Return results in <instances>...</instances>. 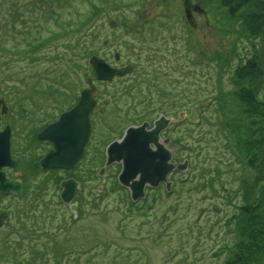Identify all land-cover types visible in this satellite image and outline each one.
I'll return each mask as SVG.
<instances>
[{"label":"rangeland","instance_id":"rangeland-1","mask_svg":"<svg viewBox=\"0 0 264 264\" xmlns=\"http://www.w3.org/2000/svg\"><path fill=\"white\" fill-rule=\"evenodd\" d=\"M184 1L0 0V89L13 110L0 125L13 114L43 121L66 111L94 77L95 54L135 69L112 83L93 81L97 112L83 158L58 171L55 219L58 240L68 242L57 240L46 264H59L58 246L65 257L77 251L80 264H123L126 254L133 264H245L251 254L264 262V235L256 234L264 230V0H188L200 10L189 23ZM197 102L204 108L192 123L185 115ZM161 115L173 126V163L187 167L171 174L168 192L146 188L133 202L117 180L121 164L100 174L105 150ZM67 180L80 189L70 205L60 200ZM248 220L255 231L244 238ZM42 244L45 254L53 245ZM14 257L0 247V264Z\"/></svg>","mask_w":264,"mask_h":264},{"label":"water","instance_id":"water-1","mask_svg":"<svg viewBox=\"0 0 264 264\" xmlns=\"http://www.w3.org/2000/svg\"><path fill=\"white\" fill-rule=\"evenodd\" d=\"M109 26L114 28L116 23L110 22ZM88 65L94 72L95 79L100 82H110L115 77L121 78L132 72V67L126 66L120 69L110 67L103 59L92 56ZM87 89L80 94L79 101L67 112L61 114L58 121L49 125L38 136L40 140H47L54 150L46 155L40 162L43 170L70 171L82 159L85 146L88 142L91 127L90 115L97 112L96 101L94 100L95 86L92 79L86 80ZM2 110H5L4 103ZM202 105L198 104L190 109L187 119L196 123ZM170 120L160 116L153 122L149 129L148 123L138 127L128 128L122 139L112 142L106 148L105 167L113 164H121L122 170L118 177L121 186L127 188L133 202L144 197L145 187L157 188L165 184L170 189L167 176L174 170L183 172L186 170V163L174 166L173 154L166 149L169 140L160 141V134L168 127ZM9 129L6 128L0 133V169L4 166L13 167L9 154ZM104 169L100 174L103 175ZM60 187L61 201L70 205L79 193V186L73 180L63 182ZM9 189L20 193L19 187L15 184L6 183L3 174L0 173V193L6 194ZM75 206H71L74 211Z\"/></svg>","mask_w":264,"mask_h":264},{"label":"flooded vegetation","instance_id":"flooded-vegetation-1","mask_svg":"<svg viewBox=\"0 0 264 264\" xmlns=\"http://www.w3.org/2000/svg\"><path fill=\"white\" fill-rule=\"evenodd\" d=\"M184 7V18L189 23V19L193 18L194 14L200 10L188 0L184 1ZM142 13L137 16L139 21H142ZM109 28L112 27L109 26ZM105 44H107V41H103V45ZM96 56L98 55L96 54ZM119 58V54H114V63H118ZM105 61L112 68L120 69L126 67L116 66L106 58ZM134 71L135 69L133 68ZM116 80L118 79L114 78L112 82ZM0 101L4 103L5 107L3 111V105H0V118L8 117L9 110L10 113L13 110L7 100L2 97L1 92ZM197 104L201 105L200 102H197L193 106ZM191 107L186 111L187 114L190 112ZM203 108L200 110V114ZM59 116L57 114L52 117L53 119H48L49 121L46 119L43 121H15V117L17 119L18 115L13 114L10 117L12 121L9 120L5 125L4 123L0 125V133L6 128L9 129V154L10 161L14 164L13 167L8 165L2 167L0 173L3 174L6 183L15 184L20 189V193H16L12 189H9L6 194L0 193V247L3 246L7 251L17 255H20L19 249L23 246L27 248L26 255L31 256V254L35 253L38 243L58 240V220L55 219L56 214H58V169L43 170L40 165L41 160L52 152L54 148L49 141L40 140L38 136L49 125L56 123ZM40 119H43L42 114ZM150 127H152V122ZM170 129L172 130L173 126L169 125L162 132L160 140H169V143L173 140ZM171 174L168 175L167 180ZM157 189L165 190V185H159ZM50 190L53 191L54 196L45 195L47 198L43 199V194ZM51 199H54L55 203ZM52 203L54 206H52ZM48 225L49 229H47ZM55 227L56 229L54 230Z\"/></svg>","mask_w":264,"mask_h":264},{"label":"trees","instance_id":"trees-1","mask_svg":"<svg viewBox=\"0 0 264 264\" xmlns=\"http://www.w3.org/2000/svg\"><path fill=\"white\" fill-rule=\"evenodd\" d=\"M45 43H43L42 44V46L44 45ZM37 46H39V45H35V46H33L32 45V48L30 47V48H28V49H24V50H20L19 51V54L20 55H22V56H26V54H32V53H34V52H36L38 49H39V47L35 50V48L37 47ZM41 46V47H42ZM248 70H249V68H248ZM255 87H257V85L255 86ZM3 90H1L0 89V92H1V95L3 94V92H2ZM33 91L35 92V93H37V92H40L41 93V91H38L37 89H33ZM258 91H256V92H254V91H251V93L253 94H255V93H257ZM49 93V92H48ZM50 94V93H49ZM76 99H78L77 97H76ZM74 104H71L70 106H69V108L67 109V110H69L72 106H73ZM66 110V111H67ZM65 112V111H64ZM63 113V112H62ZM259 158H262L261 159V161L260 162H258L259 164H260V166H264V146H263V148L260 150V155H259ZM260 170H262L263 171V173H261V176L259 177V180L261 179L263 182H264V168H260ZM264 185V184H263ZM252 220H248V222L247 223H250ZM256 225H255V223L254 222H251L248 226H246L245 227V229L243 230V237L244 238H246L247 236L248 237H250L253 233H252V231H255V229H254V227H255ZM263 234L264 235V230H263V227H262V229H259V231H258V233L256 232V234L257 235H259V234ZM255 235V234H254ZM247 237V238H248ZM58 242H62V241H59L58 240ZM63 242L64 243H66V242H68V239H63ZM62 242V243H63ZM40 243H45V242H40ZM40 243H38V245H37V249L35 250V253H33V254H31V256H29V255H26V250H27V248H25L24 246L23 247H21L20 249H19V252H20V255H17L16 253H13L14 254V258H13V261H12V263H15V264H35L36 262H39L40 261V259H43L44 260V264H46V261L48 260L47 259V255H48V253L51 251H53L54 250V245L57 243L56 241H52V243H53V245H51V246H48L47 245V247H46V251H48L46 254L44 253V251H42L43 250V245L44 244H42V245H40ZM59 244V243H58ZM20 245H23V244H20ZM85 252V251H84ZM67 253H69L68 255H66V257H65V253H64V250H62V248H60V246H58V262H59V264H63L64 263V260L63 259H67L66 260V262H67V264H75V262L77 263V264H80L81 263V259H82V257L80 256V254L76 251H74V252H66V254ZM72 253H76V255H74V254H72ZM125 256H127L128 258H129V255L128 254H126ZM123 257L124 259L122 260L123 261V264H133V263H130L128 260H127V257ZM252 256V254L251 255H248V256H246L248 259H246L245 260V264H247V263H249L250 262V264H264V262H263V260H261V258H260V260H257V259H255L254 257H251ZM95 259V258H94ZM42 260V261H43ZM95 261H96V259H95ZM95 261H88V260H86L85 259V261H84V263H87V264H94L95 263ZM112 262L111 263H113L114 262V259H112L111 260ZM66 264V263H65ZM108 264V263H107ZM230 264H240V263H238L237 261H232Z\"/></svg>","mask_w":264,"mask_h":264}]
</instances>
